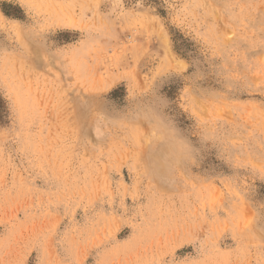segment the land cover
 <instances>
[{"label": "rangeland", "instance_id": "1", "mask_svg": "<svg viewBox=\"0 0 264 264\" xmlns=\"http://www.w3.org/2000/svg\"><path fill=\"white\" fill-rule=\"evenodd\" d=\"M0 264H264V0H0Z\"/></svg>", "mask_w": 264, "mask_h": 264}, {"label": "bare ground", "instance_id": "2", "mask_svg": "<svg viewBox=\"0 0 264 264\" xmlns=\"http://www.w3.org/2000/svg\"><path fill=\"white\" fill-rule=\"evenodd\" d=\"M168 59H169V57H168Z\"/></svg>", "mask_w": 264, "mask_h": 264}]
</instances>
